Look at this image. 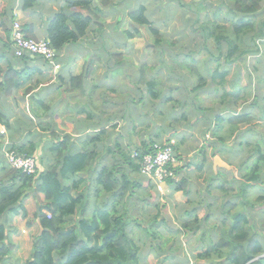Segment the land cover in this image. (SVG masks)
Listing matches in <instances>:
<instances>
[{
	"label": "rangeland",
	"instance_id": "1",
	"mask_svg": "<svg viewBox=\"0 0 264 264\" xmlns=\"http://www.w3.org/2000/svg\"><path fill=\"white\" fill-rule=\"evenodd\" d=\"M222 1L107 0L106 4H97L108 19L103 31L106 33L102 36L107 41V48L111 50L113 43H116L119 50H114L112 57L100 50L94 54L97 55L95 61L99 66L93 64L91 72L97 73L98 78H89V81L95 82L99 88L86 91L92 98V105H88L87 110L97 117L95 121L102 122L109 134L96 150L101 152L107 146L116 150V143L125 148L141 142L169 140L172 149L175 146L184 154L186 164H193L191 169L188 166V171L178 177H189L185 189L187 194L175 191L174 187H167L166 184L156 189L141 175L136 176L142 187L134 191L131 204L126 208L129 220L126 232L138 248V264L222 262L224 258L217 259L215 254H211L209 259L199 256L205 254L210 244L214 246L218 243L233 224V219L222 212L226 201L235 207L230 210L231 213L243 206L242 212L248 214L250 224L255 226L256 239L264 243V200L256 201L257 197L264 196L262 166L259 164L258 182H247L244 196H239L242 187L238 181L250 174L247 166H253L254 147L264 151V39L258 40L257 52L246 55L238 62H226L224 53L218 50L214 39H204L199 27L202 21H198L207 14V20L225 24L228 9L222 5ZM199 2L207 9L196 14L194 5ZM140 5L147 8L146 18L152 28L157 30L156 39L163 41L160 46H152L155 37L149 27H139L128 19L129 13ZM100 15L97 14L99 18L102 17ZM260 20L264 22V10L260 12ZM111 28L116 29L112 31ZM135 29L138 30V36L134 34ZM96 45L100 46L99 39ZM99 56L102 61H99ZM91 59L85 62L83 72L89 69ZM142 65L147 66L143 73L138 70ZM217 67L218 73L226 74L224 87H240L243 90L238 99H221L224 88L218 85V76L214 81L212 76ZM141 78L144 81H156L158 87L155 92H161V98L148 96ZM201 78L203 86L198 89L196 87ZM114 81L119 83V90L115 84L114 91L103 88L111 87ZM168 95L170 101L163 102V98ZM63 107L56 105L58 109ZM231 109H235L238 116H249V124L235 125L237 130L230 127L226 119ZM48 113L40 115L39 119H22L26 125H31L26 126L23 133H17L13 140L25 146L30 142L44 143L43 155L50 159L52 155L47 149V142L53 143L54 138ZM24 114L29 115L31 112L25 111ZM123 116L130 117L122 121ZM218 118L223 120L222 125ZM76 123L79 124V120ZM39 125L44 128L43 131ZM56 130L63 131L64 127H56ZM10 132L7 131L0 142L3 152L7 151ZM4 137L7 139L4 140ZM77 141L79 146L76 149L80 150L83 136L78 137ZM102 155L94 162L98 170L104 165L102 159L106 158L105 151ZM204 158V169L196 171V165ZM7 174L3 172L4 179ZM79 177L87 178L88 175L80 173ZM90 191L92 198L94 185ZM30 194L28 192L22 202L25 216L20 214L15 220L13 217L8 235L12 247L4 260L7 262L5 264H24L31 255L32 242L38 236L34 214L42 202L38 194L29 197ZM241 198L245 204L240 203ZM155 217L159 218L158 225L153 221ZM192 221L200 226L194 233L184 227V224ZM224 228L227 231L223 233ZM227 250L224 248L222 251ZM262 257L264 254L257 258Z\"/></svg>",
	"mask_w": 264,
	"mask_h": 264
},
{
	"label": "trees",
	"instance_id": "2",
	"mask_svg": "<svg viewBox=\"0 0 264 264\" xmlns=\"http://www.w3.org/2000/svg\"><path fill=\"white\" fill-rule=\"evenodd\" d=\"M99 1L106 4V0ZM34 2V0H23L24 8L31 7ZM93 2L94 0L68 1L70 8H79L89 12L87 16L80 13L66 16L62 12L54 15L49 22L47 33L49 44L56 52H59L67 43L84 37L92 22L91 17L94 15ZM222 5L228 9L225 24L211 22L207 20L208 15L205 14L198 19L202 21L199 27L205 40L214 39L218 50L224 53L226 62H238L246 55L257 52L258 40L264 39V22L260 20V12L264 10V0H223ZM194 7L196 14L207 9L204 8L202 2L195 4ZM146 12V6L140 5L138 9L129 13L128 19L130 23L139 27H149L155 37L152 44L155 48L163 41L156 39L157 30L150 25ZM134 34L138 36V30L135 29ZM93 64L94 62L91 61L89 69L84 71L85 74L80 76L78 81H84L83 77L89 75ZM146 68V65H142L138 70L143 73ZM225 75L218 73V67L212 75L213 81L218 76L217 78L220 79L218 85L224 88L221 99L226 97L238 99L243 90L240 87L230 89L224 87ZM143 79L141 78V83L146 88L148 96L161 98V92H155L158 83L154 80L144 81ZM202 82L203 78L200 79L196 88H201ZM79 89L83 90V86L81 85ZM215 91L218 92L217 89ZM168 101H170L169 95L163 98V102ZM47 112L45 108L42 109V106H39L33 111V115L39 119L40 115ZM218 121L222 125L223 120L218 118ZM226 122L237 130L235 125L249 124L250 117L246 114L238 116L236 110L231 109ZM0 123H5L1 113ZM3 126L6 131L13 129L8 120ZM38 127L43 131V127L40 125ZM104 132L105 129L101 128L99 132L82 142L79 151H73L76 147L73 148L74 144L71 143L69 136L58 139L52 131L54 142H47V149L52 155L50 159L43 155L44 143L30 142L26 146L11 143L6 147L7 151L14 150L21 156L34 157L37 168L33 175L9 170L5 179L3 177L0 179V264L7 263L4 260L9 256L12 247L8 239L9 230L12 227L13 217H18L20 214L22 217L25 216V207L22 202L28 192L32 195L38 194L42 204L38 206L34 214L38 236L34 238L31 255L24 264H138L136 255L138 248L126 232L129 223L126 208L131 204L134 191L142 187L136 180V176L140 175L138 159L149 153L150 145L171 146V143L169 140L166 142L153 140L125 148H121L116 143V150L107 146L103 151L98 152L96 150L98 145L107 139V137L104 138ZM173 149L180 157L184 155L175 146ZM253 150L255 159L251 161L252 168L250 165H245L250 169V174L238 180L242 187L239 196L246 195L245 190L248 183L258 182L259 164L264 170V151L257 147ZM104 151L106 158L102 160L105 162L98 170L94 162ZM133 154H137L138 157H133ZM204 164L205 158L196 165V171L201 172ZM192 166L190 162L189 168L191 169ZM7 168L8 165L2 170ZM80 173H86L88 177H79ZM188 179L189 177L185 176L178 183L170 182V184L174 186L175 191L186 193ZM93 185L94 191L90 198V189ZM263 200L264 196L256 198L258 202ZM222 208L223 214L233 219V224L228 227V232L219 239L218 243L214 246L210 244L205 254L199 257L209 259L211 254H215L217 259L224 258L219 264H263L264 258L255 259L264 254V245L256 239L255 226L250 224L247 215L240 210L231 213L230 210L235 207L229 201H226ZM158 219L155 217L153 220L157 225L159 224ZM10 222L11 225H9ZM184 227L191 229L193 233L200 229L196 221L184 224ZM227 230L224 228L223 233ZM224 248L228 250L223 252Z\"/></svg>",
	"mask_w": 264,
	"mask_h": 264
},
{
	"label": "crops",
	"instance_id": "3",
	"mask_svg": "<svg viewBox=\"0 0 264 264\" xmlns=\"http://www.w3.org/2000/svg\"><path fill=\"white\" fill-rule=\"evenodd\" d=\"M34 1L31 7L24 8L23 0H0V113L3 116V121L6 123V120H8V123L13 127L8 134V146L13 142L18 143L13 138L18 135L17 133H23L26 130V126L31 125V123L26 125L25 122H22V119L37 118L33 115V111L38 109L39 106L50 112H47L49 114L47 118L55 135L59 138L69 136L71 143L74 144L73 148L79 146L78 137L83 136L82 142H84L91 136L90 134L99 132L101 128L105 129L104 136L107 137L109 135L107 128L102 125V122L95 121L97 117L90 115L87 110V106L92 105V98L86 91H93L99 88L95 82L89 81V78L97 80L98 74L91 72L88 76L83 77L84 81H78L80 76L85 74L83 66L90 58H92L91 61L94 62V65L99 66L95 61L97 55H94L98 50L109 57L114 55V50H119V46L117 47L116 43H113L111 50L108 49L107 41L102 37L106 33L103 31L108 19L104 17L97 6L101 1L94 0L93 2L92 10L94 15L91 17L92 22L87 28L84 37L64 45L57 52V57L52 62L35 56L15 57L12 49L13 23L21 24L26 37L37 41L45 40L49 42L47 28L55 14L62 12L66 16H71L75 13H80L83 16H87V11L79 8H70L68 6V1L70 0ZM99 13L102 15L101 18L97 16ZM116 22H118L117 19ZM115 29L111 28L112 31ZM98 39L100 46L96 47ZM99 57V61H102L101 56ZM106 78L108 77L106 76ZM114 84L119 90L120 85L117 81L112 82L111 87H102L114 91ZM81 85L83 90L79 89ZM75 94L77 95L74 97ZM56 105L64 107L63 109H58ZM25 111H30L31 114L23 115ZM123 117V119L121 118L122 121L129 119L130 116ZM77 120H79V124L76 123ZM115 120L118 121L119 118L116 117ZM5 123H0V142H2L3 136L7 133L3 126ZM88 126L93 128L87 129ZM56 127H64V130L58 132ZM1 131H4V133H1ZM115 131L118 130L115 129ZM5 139L7 137H4ZM75 151L79 150L76 149ZM5 153L0 147V179L3 177V172L10 170L9 168L2 170V168L7 166ZM101 155L99 154V157ZM169 187L174 186L169 185ZM240 203H244L242 198ZM240 211H243V206ZM243 214H246L249 219L247 213ZM261 245H264V243H261ZM258 259L260 258L255 260Z\"/></svg>",
	"mask_w": 264,
	"mask_h": 264
},
{
	"label": "built area",
	"instance_id": "4",
	"mask_svg": "<svg viewBox=\"0 0 264 264\" xmlns=\"http://www.w3.org/2000/svg\"><path fill=\"white\" fill-rule=\"evenodd\" d=\"M12 49L15 57L35 56L48 62L56 58V51L45 40L27 38L20 23L12 25ZM4 133V131H1ZM137 158V154H133ZM8 168L24 174L33 175L37 168L34 157L19 155L11 150L5 153ZM139 173L156 189H161L164 184L169 187L170 182L178 183L179 175L188 171L189 163L179 156L169 145L153 144L149 146V153L138 159ZM165 186V187H166Z\"/></svg>",
	"mask_w": 264,
	"mask_h": 264
},
{
	"label": "clouds",
	"instance_id": "5",
	"mask_svg": "<svg viewBox=\"0 0 264 264\" xmlns=\"http://www.w3.org/2000/svg\"><path fill=\"white\" fill-rule=\"evenodd\" d=\"M48 42V41H47ZM56 57H57V52H56Z\"/></svg>",
	"mask_w": 264,
	"mask_h": 264
},
{
	"label": "water",
	"instance_id": "6",
	"mask_svg": "<svg viewBox=\"0 0 264 264\" xmlns=\"http://www.w3.org/2000/svg\"><path fill=\"white\" fill-rule=\"evenodd\" d=\"M225 167V166H224Z\"/></svg>",
	"mask_w": 264,
	"mask_h": 264
}]
</instances>
